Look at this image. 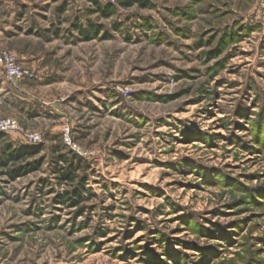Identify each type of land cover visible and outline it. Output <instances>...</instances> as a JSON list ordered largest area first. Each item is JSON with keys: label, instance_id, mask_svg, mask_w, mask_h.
<instances>
[{"label": "rangeland", "instance_id": "obj_1", "mask_svg": "<svg viewBox=\"0 0 264 264\" xmlns=\"http://www.w3.org/2000/svg\"><path fill=\"white\" fill-rule=\"evenodd\" d=\"M97 2L1 16L0 264H264L262 0Z\"/></svg>", "mask_w": 264, "mask_h": 264}, {"label": "built area", "instance_id": "obj_2", "mask_svg": "<svg viewBox=\"0 0 264 264\" xmlns=\"http://www.w3.org/2000/svg\"><path fill=\"white\" fill-rule=\"evenodd\" d=\"M264 4V0H262ZM0 66L4 69L5 78L8 82H14L15 79H23L31 75L30 70L19 61L17 54L7 50H0ZM25 134L31 142H39L40 135L38 133H26L19 121L12 117L0 118V135L2 134ZM63 138L66 145L74 151L79 150V146L71 138V129L66 125L63 130Z\"/></svg>", "mask_w": 264, "mask_h": 264}, {"label": "trees", "instance_id": "obj_3", "mask_svg": "<svg viewBox=\"0 0 264 264\" xmlns=\"http://www.w3.org/2000/svg\"><path fill=\"white\" fill-rule=\"evenodd\" d=\"M91 1L95 2V4L98 5L97 0H91ZM152 1L153 0H118V4H120L121 6L126 7V8H130L132 6H138L140 8L145 9L146 7H150L152 5ZM98 6H99V11L102 10L105 15H109V14L114 13L115 7L111 4H106V6H102V5L101 6L98 5ZM23 149H24V151H23L24 153H21V151H22L21 148L19 150H15V149H13L12 143H8L0 149V157L5 159L6 161H9L10 158H13V157H15V158L16 157L24 158L25 156L32 157L33 155H35V153H37V151H39L40 148H35V149L29 150V151H26L27 149H25V148H23ZM62 177L67 178L71 182H73L75 179L74 175H72L71 173L70 174L63 173ZM72 194L79 196L78 190L73 192ZM63 197L65 198V200H69L71 202H75V201L78 202V198H75L74 196L63 195Z\"/></svg>", "mask_w": 264, "mask_h": 264}, {"label": "crops", "instance_id": "obj_4", "mask_svg": "<svg viewBox=\"0 0 264 264\" xmlns=\"http://www.w3.org/2000/svg\"><path fill=\"white\" fill-rule=\"evenodd\" d=\"M17 1L18 0H0V47H9L8 43L13 39V37L9 35L10 32H8L9 29L8 25H4L3 21H1V16L2 14L8 15L9 14L8 12L10 10H13V7L17 4ZM11 26H13V24ZM19 61L22 64H24V62L20 59V57H19ZM0 72L3 71L0 69ZM2 77H3L2 79L3 83H8V81L5 78V74Z\"/></svg>", "mask_w": 264, "mask_h": 264}]
</instances>
